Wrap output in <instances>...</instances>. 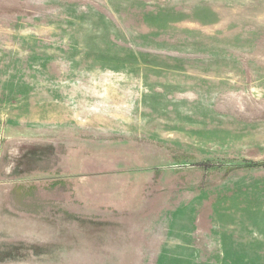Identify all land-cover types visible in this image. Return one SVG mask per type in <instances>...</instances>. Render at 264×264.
<instances>
[{
    "label": "rangeland",
    "instance_id": "rangeland-1",
    "mask_svg": "<svg viewBox=\"0 0 264 264\" xmlns=\"http://www.w3.org/2000/svg\"><path fill=\"white\" fill-rule=\"evenodd\" d=\"M0 264H264V0H0Z\"/></svg>",
    "mask_w": 264,
    "mask_h": 264
}]
</instances>
